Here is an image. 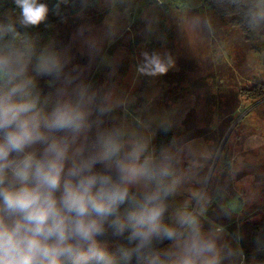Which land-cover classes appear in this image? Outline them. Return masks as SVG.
I'll use <instances>...</instances> for the list:
<instances>
[{
  "label": "clouds",
  "instance_id": "obj_1",
  "mask_svg": "<svg viewBox=\"0 0 264 264\" xmlns=\"http://www.w3.org/2000/svg\"><path fill=\"white\" fill-rule=\"evenodd\" d=\"M13 2L0 13V264H224L235 257L224 228L201 220L208 197L188 187L194 165L184 166L182 147L155 143L171 124L151 113L150 100L134 109L114 68L103 83L90 78L101 51L90 28L73 36L89 54L86 65L31 31L49 28L50 12L60 15L69 0L53 8ZM252 22H264V9ZM141 57L138 77L174 67L168 53Z\"/></svg>",
  "mask_w": 264,
  "mask_h": 264
},
{
  "label": "rangeland",
  "instance_id": "obj_2",
  "mask_svg": "<svg viewBox=\"0 0 264 264\" xmlns=\"http://www.w3.org/2000/svg\"><path fill=\"white\" fill-rule=\"evenodd\" d=\"M209 1L96 0L63 16L39 38L42 44L54 40L68 47L73 62L86 65L89 54L81 53L73 36L82 25L90 28L101 49L90 78L103 83L114 68L134 109L150 100L151 113L171 124L184 166L194 165L188 187L208 197L202 222L222 226L225 240L237 250L224 264H246L235 228L244 218H264V94L251 98L241 92L264 84V36L255 29L246 38ZM262 8L264 0H256V9ZM143 51L170 54L174 67L148 78L137 97L142 79L135 68ZM188 197L183 192L176 204L184 205Z\"/></svg>",
  "mask_w": 264,
  "mask_h": 264
},
{
  "label": "trees",
  "instance_id": "obj_3",
  "mask_svg": "<svg viewBox=\"0 0 264 264\" xmlns=\"http://www.w3.org/2000/svg\"><path fill=\"white\" fill-rule=\"evenodd\" d=\"M41 2L47 3L50 8H53L58 0H41ZM95 2L96 0H69L68 4H61L60 15L50 12L48 18V23L50 25L49 28H45L42 25L31 31L39 37L47 36L54 23L60 20L63 16L85 10L88 7L93 6ZM209 5L218 16L227 18L228 23L233 27H237L246 38L250 37L255 29L264 36V22H252V15L257 11L256 0H210ZM14 8L15 5L13 0H0V13L11 12ZM141 79L142 84L137 91V97L142 95L141 93L146 86L148 78L141 77ZM241 93L247 97L258 98L264 94V84L259 83L250 89L243 90ZM153 130L155 131V128H153ZM173 140L174 135L172 130H170L168 133L159 132L155 143L158 145H166ZM235 233L237 235L239 248L244 262L246 264H250L251 262L264 264V218L259 220L244 218L237 223Z\"/></svg>",
  "mask_w": 264,
  "mask_h": 264
}]
</instances>
